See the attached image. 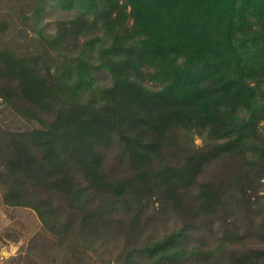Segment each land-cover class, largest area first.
Segmentation results:
<instances>
[{"label": "trees", "instance_id": "obj_1", "mask_svg": "<svg viewBox=\"0 0 264 264\" xmlns=\"http://www.w3.org/2000/svg\"><path fill=\"white\" fill-rule=\"evenodd\" d=\"M6 11L42 48L0 19V202L40 224L4 264H264V0Z\"/></svg>", "mask_w": 264, "mask_h": 264}, {"label": "rangeland", "instance_id": "obj_2", "mask_svg": "<svg viewBox=\"0 0 264 264\" xmlns=\"http://www.w3.org/2000/svg\"><path fill=\"white\" fill-rule=\"evenodd\" d=\"M56 13H59V11H56ZM56 14L53 13L49 17H45L41 19V23H38V27L44 22L50 19L52 22V18L55 17ZM6 19V21L9 19L11 21V27L10 32L8 36L5 38L6 42L8 40H14L16 45L23 44L19 50H26V48H29L32 51H39L41 50V46L39 44L33 43L35 41V37L37 35V30L33 28L32 20H22L17 17V15L14 12H4V14H0V19ZM52 22V26H53ZM25 41L26 43H21ZM77 42V40L70 41ZM81 42V40H80ZM6 121L10 122L13 127L20 126V127H30L33 122H28L20 117H12L11 115H6ZM197 143H200V139H196ZM218 167L215 165L213 168V172L216 171ZM262 185L261 187L264 188V179L261 180ZM262 191V190H261ZM40 224L37 220V217L35 213L28 209V208H22V207H7L3 206L0 202V232H4L6 229H10L14 232L15 235H18V241L17 242H7L4 244L0 250V264H4L6 260L11 257L12 255H15L19 246L24 244L28 238L39 228Z\"/></svg>", "mask_w": 264, "mask_h": 264}]
</instances>
